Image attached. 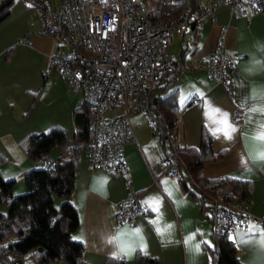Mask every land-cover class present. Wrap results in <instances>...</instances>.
<instances>
[{
	"label": "crops",
	"instance_id": "obj_1",
	"mask_svg": "<svg viewBox=\"0 0 264 264\" xmlns=\"http://www.w3.org/2000/svg\"><path fill=\"white\" fill-rule=\"evenodd\" d=\"M173 34L180 40L190 38V44L183 45L181 40L177 59L167 53L172 38L166 49L167 56L183 67L172 87L178 90L179 107L175 141L180 147L197 148L201 131H207L213 137V151L225 155L218 162L204 164L203 176L249 182L253 187L249 213L259 217L264 210V16L248 12L233 17L220 6L210 21L195 25L190 35ZM221 35L223 48L235 63L230 97L202 65ZM56 45L27 2L13 0L0 23V174L14 181L13 196L24 192V175L42 167L28 160L22 139L52 127L64 130L68 139L75 131L72 117L84 93L78 100L49 66L48 57ZM234 109L242 113L238 123L231 120ZM139 114H129L133 140L122 152L124 175L89 172L85 156L76 169L70 203L78 212L79 227L71 237L83 244L81 264H106L109 258L138 264L133 258L136 251L156 259L157 264H207L203 245L210 244L209 220L199 215L197 203L175 181L158 178L154 182L161 145L147 127L136 123ZM48 156L50 160L57 157H50V152ZM129 191L137 193L145 213L117 223L115 207ZM261 230L252 220L245 229L228 235L241 264H264V250L257 243Z\"/></svg>",
	"mask_w": 264,
	"mask_h": 264
},
{
	"label": "built area",
	"instance_id": "obj_2",
	"mask_svg": "<svg viewBox=\"0 0 264 264\" xmlns=\"http://www.w3.org/2000/svg\"><path fill=\"white\" fill-rule=\"evenodd\" d=\"M25 1L37 15L43 32L56 39L57 45L48 57L49 66L71 90L84 93L88 138L81 149L88 171H102L111 177L124 175L122 152L133 140L129 114L139 112L156 135L163 134L167 146V158L159 163L154 182L158 178H180L178 145L174 133H163L158 127L154 116L160 96L152 94L163 64H176L166 54L172 34L190 35L195 25L210 21L220 6H225L233 17L248 12L264 15V0H183L176 17L157 22L153 21L151 0H61L55 8L47 0ZM155 1L168 4L177 0ZM222 40L221 35L202 65L230 97L235 63L225 52ZM241 114V110L234 109L231 120L240 122ZM50 164L45 163L44 168ZM144 213L137 193L129 191L117 203L113 217L117 223H126ZM252 220L264 229V210L253 217L248 204L220 198L211 201L209 224L214 236L245 229Z\"/></svg>",
	"mask_w": 264,
	"mask_h": 264
},
{
	"label": "trees",
	"instance_id": "obj_3",
	"mask_svg": "<svg viewBox=\"0 0 264 264\" xmlns=\"http://www.w3.org/2000/svg\"><path fill=\"white\" fill-rule=\"evenodd\" d=\"M34 1L39 3L41 0ZM12 3L13 0H0V23L7 18ZM150 4L153 21L157 22L176 17L183 0L168 4L151 0ZM185 50L186 47L181 55ZM175 63L163 64L152 88V94L160 96L154 117L163 133H175L177 128L178 90L173 88L165 94L183 70L179 61ZM77 111L83 114L82 130L74 131L72 138L68 139L64 130L52 127L39 134L27 135L20 142L28 160L42 164L41 168L24 175L25 191L22 194L13 196L14 181L6 180L0 174V207L3 203L6 206V212H0V264H15L16 261H21L20 264H81L83 244L71 237L79 227V215L70 198L81 160V144L88 138L86 104L81 102ZM156 136L161 145V162L167 158V146L163 134ZM76 139L80 145H73ZM212 143L213 137L202 130L197 148L178 146L177 150L180 178L175 182L186 197L197 203L199 215L207 220L213 198L249 204L253 192L247 181L226 177L206 179L203 176L204 164L218 162L225 155L223 151L214 152ZM52 149L58 152L54 160L48 156ZM48 162L51 164L45 169L44 164ZM2 163L0 158V166ZM12 237L16 239L11 241ZM203 249L207 264H241L237 249L228 236L217 237L210 233V244H204ZM133 258L138 264H157L156 259L138 251ZM106 264H124V261L109 258Z\"/></svg>",
	"mask_w": 264,
	"mask_h": 264
},
{
	"label": "rangeland",
	"instance_id": "obj_4",
	"mask_svg": "<svg viewBox=\"0 0 264 264\" xmlns=\"http://www.w3.org/2000/svg\"><path fill=\"white\" fill-rule=\"evenodd\" d=\"M48 1V3H49V5H50V7H52V6H56V5H59V2H60V0H47ZM206 1L207 0H202V2L203 3H206ZM53 8V7H52ZM172 42H171V45H169V47H168V49H167V53L169 54V55H172V56H174V58L175 59H177L178 58V55L180 54V51H181V47L179 46V44L181 45V40H182V44L184 45L186 42H188L189 44H190V38L189 37H184L183 39H181L180 40V38L179 37H177V36H175L174 34L172 35ZM57 43V42H56ZM189 56H190V54H185L184 55V57L186 58V59H189ZM173 89V88H172ZM172 89H169L168 91H166V93L165 94H168ZM81 91L82 90H79V91H73V95H75V97L79 100V99H82V94H81ZM80 105V104H79ZM79 105H78V107H77V109H79ZM40 120H42L43 118H42V116H40V118H39ZM139 122V124H142L144 127H147V129H148V131L150 132L149 133V135L152 137V135H153V137H156V132H153L152 131V129H151V127H150V125L148 124V122H147V120H146V118H145V116L143 115V114H139V117L136 119V123H138ZM81 143L76 139V140H74V142H73V145H80ZM55 155H57L58 156V152H57V150L56 149H52L51 151H50V157H55ZM83 157H84V153H83V151H82V154H81V160L83 159ZM37 164V166H41L40 165V163L38 162V163H36ZM22 185V184H21ZM23 187H24V182H23ZM24 190V189H23ZM25 191V190H24ZM20 194H22V193H20ZM0 212H2L3 214L6 212V206H5V204H3V205H1V207H0ZM16 238L15 237H12L10 240L11 241H14ZM26 261V260H25Z\"/></svg>",
	"mask_w": 264,
	"mask_h": 264
},
{
	"label": "water",
	"instance_id": "obj_5",
	"mask_svg": "<svg viewBox=\"0 0 264 264\" xmlns=\"http://www.w3.org/2000/svg\"><path fill=\"white\" fill-rule=\"evenodd\" d=\"M155 102H156V99L153 98L152 103L154 104ZM82 117H83V114L80 112H76L73 114L72 122H73L74 130L76 132H80L82 130ZM20 262L21 261H16L15 264H20Z\"/></svg>",
	"mask_w": 264,
	"mask_h": 264
},
{
	"label": "snow or ice",
	"instance_id": "obj_6",
	"mask_svg": "<svg viewBox=\"0 0 264 264\" xmlns=\"http://www.w3.org/2000/svg\"><path fill=\"white\" fill-rule=\"evenodd\" d=\"M255 228V226H253ZM262 250H264V230H261L260 240L257 242Z\"/></svg>",
	"mask_w": 264,
	"mask_h": 264
}]
</instances>
